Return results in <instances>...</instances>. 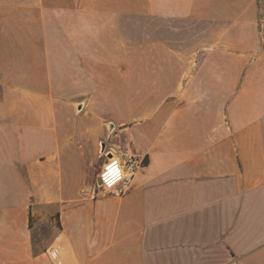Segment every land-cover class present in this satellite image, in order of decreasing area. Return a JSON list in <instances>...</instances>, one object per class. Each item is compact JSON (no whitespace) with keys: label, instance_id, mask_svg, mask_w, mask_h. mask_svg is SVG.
Wrapping results in <instances>:
<instances>
[{"label":"crops","instance_id":"1","mask_svg":"<svg viewBox=\"0 0 264 264\" xmlns=\"http://www.w3.org/2000/svg\"><path fill=\"white\" fill-rule=\"evenodd\" d=\"M102 142L143 162L124 195ZM52 248L264 264V0H0V264Z\"/></svg>","mask_w":264,"mask_h":264},{"label":"built area","instance_id":"2","mask_svg":"<svg viewBox=\"0 0 264 264\" xmlns=\"http://www.w3.org/2000/svg\"><path fill=\"white\" fill-rule=\"evenodd\" d=\"M111 149L116 151H114L115 156L112 154V150L106 155V160L97 175V180L99 181L98 189L103 194L121 196L130 189L133 178L143 162L128 150L121 151L117 146ZM50 255L52 256L53 264H61L59 259H57L56 249L52 248Z\"/></svg>","mask_w":264,"mask_h":264},{"label":"water","instance_id":"3","mask_svg":"<svg viewBox=\"0 0 264 264\" xmlns=\"http://www.w3.org/2000/svg\"><path fill=\"white\" fill-rule=\"evenodd\" d=\"M113 130V126L112 124H108L107 126V131H108V134L110 135L111 131ZM105 147H106V143L105 142H102L100 144V155L103 154L104 150H105ZM97 184H99V181L97 180Z\"/></svg>","mask_w":264,"mask_h":264},{"label":"rangeland","instance_id":"4","mask_svg":"<svg viewBox=\"0 0 264 264\" xmlns=\"http://www.w3.org/2000/svg\"><path fill=\"white\" fill-rule=\"evenodd\" d=\"M99 149H100V147H99ZM99 153H100V152H99ZM98 155H100V154H98ZM106 155H107V153H106V151H105L104 155H102V157L99 158L101 161H99V162L96 163V169H95V172L98 173V172L100 171V168H101L102 162H104V160L106 159Z\"/></svg>","mask_w":264,"mask_h":264},{"label":"snow or ice","instance_id":"5","mask_svg":"<svg viewBox=\"0 0 264 264\" xmlns=\"http://www.w3.org/2000/svg\"><path fill=\"white\" fill-rule=\"evenodd\" d=\"M113 170H114V166H113Z\"/></svg>","mask_w":264,"mask_h":264}]
</instances>
